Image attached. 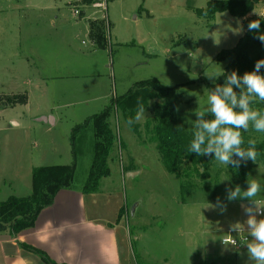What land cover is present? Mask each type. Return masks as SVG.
<instances>
[{"label":"rangeland","instance_id":"1","mask_svg":"<svg viewBox=\"0 0 264 264\" xmlns=\"http://www.w3.org/2000/svg\"><path fill=\"white\" fill-rule=\"evenodd\" d=\"M83 1L0 0V70L6 66L10 70L5 72L25 76L21 63L30 59L37 66L32 69L35 74L31 72L34 80L35 75L71 76L52 79L45 96L35 91L28 105L19 103L0 116V126L7 130L0 133V141H9L4 155L9 162L16 159L17 167L23 165V158L35 159L40 166L71 165L73 128L146 79L179 86V122L194 127L195 110L206 109L210 89L204 80L216 84L221 75L211 80L208 75H219L227 65L217 60L218 54L234 48L244 34L245 24L229 12H220L214 22L198 14L197 9L214 0H106V9L94 5L100 0L87 5ZM254 10L246 27L249 20L264 16V0ZM90 21L104 22L106 27L107 48L95 54L88 53L93 46ZM90 71L101 77L76 78ZM11 97L0 95L1 106H11ZM157 102L163 100L149 102L138 121L139 131L132 129L121 111H113L109 117L117 141L109 160L110 177L102 180L100 189L106 196L115 191L111 200L104 197L107 209L122 202L120 220L133 234L134 262L251 264L246 247L226 246L222 239L230 223L243 222L248 215L245 209L250 201L229 200L231 190L239 186L243 192L249 179L257 180L261 191L256 199L264 205V161L245 163L250 173L242 186L229 165L207 156L209 167H199V175L189 178L192 185L183 193L182 179L166 169L154 137ZM261 103L251 106L264 111ZM50 108L56 124L34 121ZM14 116L21 126L11 122ZM203 119L209 120L210 113L205 112ZM241 133L246 142L264 141V132L251 125ZM18 139L26 144L20 145V153ZM77 139L73 185L83 188L94 160L93 126L81 129ZM66 154H70L68 158ZM209 205L215 209L210 210ZM221 209L226 210L221 213Z\"/></svg>","mask_w":264,"mask_h":264},{"label":"trees","instance_id":"2","mask_svg":"<svg viewBox=\"0 0 264 264\" xmlns=\"http://www.w3.org/2000/svg\"><path fill=\"white\" fill-rule=\"evenodd\" d=\"M96 1L84 0L83 3L87 5ZM259 1L261 0H214L209 1L207 7L197 9V12L200 16L205 15L212 22L220 12H229L235 18H242L254 11ZM259 20L261 24L260 31L264 32V16ZM91 25L93 28L92 37L95 42L102 49H106L107 37L104 22H93ZM256 35L258 33L246 30L234 48L222 50L218 54L217 60L227 63L223 72L225 75L235 70L242 76L245 71L254 69L255 62L258 59L264 58V44L254 38ZM261 73H264V68L261 69ZM225 75H221L216 84H212L205 79L206 86L209 89H214L217 84L223 85ZM179 88V86L164 85L157 78L142 80L134 88L130 89L127 94L114 98L102 112L91 115L85 123L75 126L70 138L75 158L73 163L71 165L54 164L53 166L34 167L31 194L25 197L12 196L8 200L0 202V232L8 231L11 235L17 236L19 232L32 228L39 216V212L54 203L56 194L60 190L74 187L77 134L81 129H86L90 126H93L96 142L90 177L83 191L86 194L96 193L101 187L102 180L110 177L111 167L109 166V160L117 141L110 123V115L113 111H121L124 119L128 121L130 117H135L140 104H143L146 109L152 99L163 100V103L157 102L154 104L156 125L153 128V133L158 144V150L166 169L182 179V192L188 191L192 185L189 178L199 175V167L208 168L210 162L206 159L207 156H197L195 153L187 151L193 139L195 128L187 127L186 125L182 126L179 122V104L181 99L179 98ZM234 91L239 95V88H234ZM8 100L11 106H14L17 103H26L27 96L23 94L14 95ZM1 104L3 103L0 99V106ZM252 104L260 107L262 103L254 99ZM130 126L136 131L140 129L138 121ZM245 139L242 147L248 146ZM206 143L207 138L205 140ZM256 151V160L264 161V141L256 143ZM229 170L236 175L239 184L242 186L246 185L250 172L243 161L240 162L239 167H233L230 164ZM22 245L24 248L38 253L46 264H60L53 261L47 253L25 244Z\"/></svg>","mask_w":264,"mask_h":264},{"label":"crops","instance_id":"3","mask_svg":"<svg viewBox=\"0 0 264 264\" xmlns=\"http://www.w3.org/2000/svg\"><path fill=\"white\" fill-rule=\"evenodd\" d=\"M254 11L245 17L249 19ZM245 17L238 18L245 24L244 33L247 30ZM91 23L93 22H89L88 34L93 46L88 53L95 54L106 49H102L92 37ZM21 65L26 72H24L25 76L18 72L13 75L10 72H5L7 69L10 70V67L5 68L6 66L0 70V95L9 97L25 94L27 96L25 105L30 103V96L35 91H38L41 97L45 96L46 89L51 85L52 79L56 81L71 77L52 74L51 77L40 78L35 75L34 80L31 72L34 67L37 68L36 64L27 59ZM2 70L4 72H1ZM100 77L91 71L89 74H77L76 76L77 79L85 80ZM29 78L31 80H28ZM14 106H0V116H4L7 109L14 108ZM47 111L48 114L40 115L46 117L49 114L53 115L51 108ZM34 121L43 122L38 121L37 118ZM54 121L56 124V118ZM11 122L18 126L22 125L15 116L11 118ZM4 131L7 130L0 126V133L2 134ZM5 135V140H8V134ZM18 143L19 149L20 145H26L22 139H18ZM8 145L9 141H0V202L8 200L12 196L30 195L33 184L32 171L34 167L40 166L36 164L35 159L23 158L25 161L23 165L21 164L22 167L21 165L17 167L18 163L14 164L16 159L14 163L7 161L4 154ZM20 151L21 149L19 153ZM69 155L65 156L68 158ZM72 156L74 158L73 151ZM18 159L21 163L20 155H18ZM83 188L74 186L72 189L60 190L56 194L54 203L39 212L35 225L19 232L17 236L11 235L8 231L0 232V264H46L38 253L24 248L22 244L47 253L53 261L60 264H136L132 251L133 234L120 220L122 202L112 208L109 206L111 212L104 204L106 203L105 198L111 200L115 196V191L106 196L101 193L102 189L96 193L86 194Z\"/></svg>","mask_w":264,"mask_h":264},{"label":"clouds","instance_id":"4","mask_svg":"<svg viewBox=\"0 0 264 264\" xmlns=\"http://www.w3.org/2000/svg\"><path fill=\"white\" fill-rule=\"evenodd\" d=\"M255 14V13H253ZM247 19V17H245ZM261 24L259 19L249 20L247 30L252 33H258L254 36L264 44V32L260 31ZM264 58L255 62L254 69L245 71L241 76L235 70L227 73L222 72L219 75H208V78H218L225 75L223 85L217 84L216 87L209 90L207 95L206 109L195 110L197 120L195 121L193 139L187 149L190 153L197 156L213 157L219 164L233 167H239L240 162L247 163L248 160L256 161V141L248 140V146L242 147L244 139L241 130L248 131L251 125L257 132H264V111L251 106L254 99L264 102ZM234 88H239L237 94ZM145 108L140 104L135 117H130L127 121L129 125L137 122L144 115ZM205 112L211 114L212 118L204 120ZM207 138V143L205 140ZM203 145V147H202ZM235 157V158H234ZM247 188L241 190L237 186L229 192L228 199L232 200L237 197L250 201L256 205L255 210L247 207V218L243 222L236 221L229 224L228 235L230 238L222 239L226 246L246 247L248 259L251 264H264V205L257 199L261 191V184L254 179L247 181ZM210 210L215 209V205L208 206ZM226 209H221V213ZM257 213L261 218L257 219ZM247 232V239L237 241L231 233ZM250 237V239H249Z\"/></svg>","mask_w":264,"mask_h":264},{"label":"built area","instance_id":"5","mask_svg":"<svg viewBox=\"0 0 264 264\" xmlns=\"http://www.w3.org/2000/svg\"><path fill=\"white\" fill-rule=\"evenodd\" d=\"M96 7H102V8H104V9H106L107 8V2H106V0H100V1H98V2H96L95 4H94ZM75 14H77V15H79L80 14V12H79V10H76L75 11ZM259 215H260V213H258ZM231 235L235 238V239H237V241H238V243H239V241H242V240H245V239H247L248 237H247V235L245 234V231L244 232H240V233H231ZM228 238H230L229 237V235H228V233L223 237V239H228ZM223 244V243H222ZM224 245V244H223ZM232 247V246H231ZM241 247H244V246H239V247H233V248H237V249H239V248H241Z\"/></svg>","mask_w":264,"mask_h":264},{"label":"water","instance_id":"6","mask_svg":"<svg viewBox=\"0 0 264 264\" xmlns=\"http://www.w3.org/2000/svg\"><path fill=\"white\" fill-rule=\"evenodd\" d=\"M38 121H43L45 123H49V124H55V121H54V117L53 116H40L37 118ZM133 172H129V174H132ZM128 174V175H129ZM248 207H252V208H255V204H252L251 202H249L248 204Z\"/></svg>","mask_w":264,"mask_h":264}]
</instances>
